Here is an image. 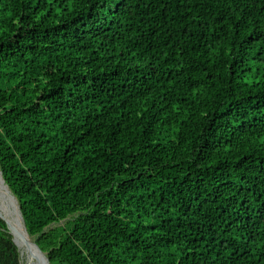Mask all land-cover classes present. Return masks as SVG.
<instances>
[{"label":"trees","instance_id":"trees-1","mask_svg":"<svg viewBox=\"0 0 264 264\" xmlns=\"http://www.w3.org/2000/svg\"><path fill=\"white\" fill-rule=\"evenodd\" d=\"M0 170L50 264H264V0H0Z\"/></svg>","mask_w":264,"mask_h":264},{"label":"bare ground","instance_id":"bare-ground-1","mask_svg":"<svg viewBox=\"0 0 264 264\" xmlns=\"http://www.w3.org/2000/svg\"><path fill=\"white\" fill-rule=\"evenodd\" d=\"M0 213L9 222L16 243L20 249L28 255L31 264H37V259L45 261V256L31 242L32 239L28 235L21 214L19 212V204L12 195L9 187L5 183L0 172ZM27 258V259H28ZM28 261V262H29Z\"/></svg>","mask_w":264,"mask_h":264},{"label":"water","instance_id":"water-1","mask_svg":"<svg viewBox=\"0 0 264 264\" xmlns=\"http://www.w3.org/2000/svg\"><path fill=\"white\" fill-rule=\"evenodd\" d=\"M0 172H1V174H2V171L0 170ZM4 179V178H3ZM5 181V180H4ZM8 186V185H7ZM12 193V192H11ZM12 195L15 197V195L12 193ZM16 198V197H15ZM16 200H17V198H16ZM18 202V201H17ZM19 212H20V214H21V217H22V220H23V216H22V213H21V210H20V206H19ZM0 218H2L5 222H6V224H7V226H8V229H9V232L12 234V238H13V240H14V242L16 243V241H15V239H14V234H13V231H12V228H11V226H10V224H9V222L7 221V219L0 213ZM23 222H24V220H23ZM25 225V224H24ZM26 228V227H25ZM27 231V230H26ZM28 233V232H27ZM28 235H29V233H28ZM30 236V235H29ZM30 238H32L31 236H30ZM35 246H36V248L42 253V254H44V256H45V261H40L39 259H37V264H50V260H49V257L47 256V254L40 248V246H39V244L34 240V239H32V241H31ZM16 245L18 246V248H19V245L16 243Z\"/></svg>","mask_w":264,"mask_h":264},{"label":"rangeland","instance_id":"rangeland-1","mask_svg":"<svg viewBox=\"0 0 264 264\" xmlns=\"http://www.w3.org/2000/svg\"><path fill=\"white\" fill-rule=\"evenodd\" d=\"M31 239H33V238H31ZM19 250H20L22 264H31V262L29 261L27 253L25 251H23L22 249H20V247H19Z\"/></svg>","mask_w":264,"mask_h":264}]
</instances>
